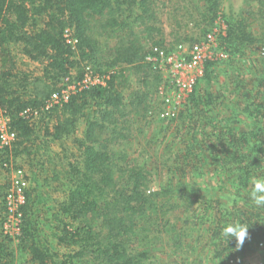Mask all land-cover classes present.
<instances>
[{"label": "trees", "instance_id": "obj_1", "mask_svg": "<svg viewBox=\"0 0 264 264\" xmlns=\"http://www.w3.org/2000/svg\"><path fill=\"white\" fill-rule=\"evenodd\" d=\"M197 1L204 4L209 23L219 19L222 0ZM257 3L264 22V0ZM153 4L154 0H0V111L8 116L9 129L16 135L10 147H0V167L9 172L19 158L32 163L41 146L67 139L80 154L67 165L66 196L50 215L48 210L40 214L39 205H45L40 194L25 191L18 209L17 250L24 255L19 264H147L150 249L156 246L155 234L170 225L174 210L189 212L196 200L201 202L202 190L195 189L187 175L207 174L204 167L209 173V161L227 167L221 170L223 176L211 175L215 180L208 192L233 197L225 211L210 193L201 204L202 218L206 210L215 214L211 222L207 220L210 244L228 257L237 250L221 232L232 219L248 226L241 248L248 249L250 243L256 247L264 237V208L253 206L248 197L253 180L264 177V76L253 87L244 84L242 76L236 77L237 100L222 112L221 94L205 90L200 83L203 78L210 81L209 69L214 65L208 61L201 81L174 118L181 119L185 140L173 153V165L165 166L162 188L148 189L153 176L146 179L135 166H124L122 155L114 151L117 127L157 92L158 79L152 92L125 96L129 66L138 72L151 69L153 64L146 58L155 56L154 49L169 52L161 40H151L159 33L149 24ZM223 21L226 30L221 39L231 49V57L245 48L262 54L263 48L256 46L263 47L264 38L250 33L248 18L223 16ZM66 31L72 45L66 41ZM109 36L115 38L113 45L99 41ZM17 48L19 52H14ZM19 54L36 63L39 73L24 71ZM87 67L108 77L105 86L77 90L66 102L51 105L53 95L83 80ZM43 227H51L62 252L44 240ZM14 260L8 237L0 232V264Z\"/></svg>", "mask_w": 264, "mask_h": 264}, {"label": "rangeland", "instance_id": "obj_2", "mask_svg": "<svg viewBox=\"0 0 264 264\" xmlns=\"http://www.w3.org/2000/svg\"><path fill=\"white\" fill-rule=\"evenodd\" d=\"M203 5L197 0H154V16L149 24L158 29L159 33L155 32L151 40H161L165 49H169L178 59L185 60V54L175 52L178 45L203 44L202 54L207 58L203 63V71L208 61L214 66L209 69H212L210 81H204L205 78H203L200 83L205 90L214 94H221L223 105L219 104L218 108L224 112L231 103H235L237 100L238 92L233 88L237 87L236 77L240 79L242 76L244 84L252 87L257 84L256 80H262L264 76V39L263 47L261 45L256 46L263 48L262 54L259 55L252 48H245V50L238 49L235 53L236 56L231 57V49L221 39V36H224L223 31L226 30L223 16L231 20L238 16L248 18L250 33L256 38H264V22L259 19L257 0H222L219 11L220 17L213 23H209L205 18ZM69 36L70 32H66L65 37L68 40ZM99 41L110 46L113 45L115 38L109 36L107 39L100 38ZM144 43L146 47H150L147 41ZM14 52H19V48L14 49ZM18 64L24 71H30L33 74L39 73V66L30 62L22 54L18 55ZM156 65L158 66V64ZM88 68L92 75L104 78L103 75L94 73L91 67ZM157 69H154L152 65L151 69L143 68L142 71L138 72L135 66H129L127 71L128 84L126 90L124 89L125 96L139 91L152 92L153 84L158 79L157 92L153 95L152 101L146 105L147 107L142 105L135 108L132 114L129 112L125 120L126 123L119 125L116 129L119 138L113 146L114 151L122 155L121 163L124 166L130 164L135 166L136 170L143 174L146 179L150 174L153 176L147 185L151 191L160 189L164 185L167 177L165 166L173 165L175 162L173 153L182 148L181 140L184 139L181 136L184 133L180 124L181 119L174 120V118L162 117L164 94L174 98L177 95L172 86L171 75L173 74L160 72L159 69L158 72ZM173 71L176 72L179 79L188 80L190 74L196 70L181 71L175 67ZM93 81L97 82V79L93 78ZM162 87L165 88V93L160 90ZM186 102L179 107L178 114L184 109ZM133 116L136 118L132 119ZM7 118L8 116L0 112L1 122L6 123ZM36 118L38 119V117ZM7 123L9 124V121ZM82 130L83 125L81 124L76 136L80 137ZM79 155L78 150L72 145L71 139H67L63 142L48 143L41 146L39 154L36 155V159L32 163H29L27 159L19 158L16 162L11 163L9 172H5L0 167V224L4 220L3 224L0 225V232L9 239V248L15 256L13 264H19L24 258V255L17 250L18 241L16 237L19 235L18 209L24 200L25 191L29 189L40 194L43 197V202H45L44 206L39 205L40 214L44 215L43 211L48 210L51 211L48 214L50 215L56 209L57 203L66 196L64 183L67 165L74 162ZM208 164H210L209 173L207 172L208 168L204 167L202 170L206 171L207 174L200 171H190L187 175V180H192L195 183V189L202 190L201 193L199 192V194H203L201 202L196 200L189 212L181 213L179 210H174L173 215L170 216L172 218L170 225L168 224L169 226L167 225L165 228L162 226L159 234H155L158 236L156 246L150 249L147 264H264V254L255 245L254 247L250 245L252 243L249 244L248 249L239 248V250L233 251L229 257L219 252L221 250H215L210 244L207 220L209 219L211 222V218L215 214L206 210L202 218L204 206L201 204H204L203 200L210 193L214 195L213 200L220 202V209L225 211L228 208L227 205L231 206L233 197L223 193L208 192L215 180L211 175L221 174L222 168L227 167L221 164H211V161ZM18 171L21 172V175L15 174ZM19 179L24 181L25 189L22 190V193L15 195L13 183ZM223 179L225 180V177ZM13 192L14 198L9 203L8 195H13ZM260 215L262 216V213ZM234 221L236 220L232 219L229 223ZM43 228L44 240L49 242L50 247L62 252V249L56 247L54 232L51 227ZM259 240L264 243V237ZM243 250L245 251L242 252ZM87 263L93 264L90 261Z\"/></svg>", "mask_w": 264, "mask_h": 264}, {"label": "built area", "instance_id": "obj_3", "mask_svg": "<svg viewBox=\"0 0 264 264\" xmlns=\"http://www.w3.org/2000/svg\"><path fill=\"white\" fill-rule=\"evenodd\" d=\"M67 32V31H66ZM65 36V35H64ZM209 38L211 37L208 36ZM66 38V37H65ZM67 43L72 45L74 41L68 40L66 38ZM203 44H195V45H178L175 49L176 53H181L186 55L185 59H178L172 52L157 50L154 49L155 56L147 57L146 60L148 62H152L154 69H159L160 72H169L172 77L173 88L175 90L176 98L164 94L163 96V103L164 109L162 113V117L166 119L175 118L180 110L179 107L188 100V96L193 91L194 86L196 85L197 81L200 80L203 76V63L206 61V56L202 54L201 48H203ZM158 64V66L156 65ZM177 68L181 71H186L189 69L196 70L190 74V78L188 80L182 79L177 76L176 72L173 71V68ZM157 69V70H158ZM158 70V72H159ZM164 70V71H162ZM188 75V74H187ZM93 78L97 79V82L93 81ZM108 77L98 78L96 75H92L91 70L87 67L85 69V76L82 81L68 85L64 88L59 94H55L52 96L50 104H57L61 102H66L69 94L75 93L77 90H81L87 88L89 86H105V80ZM94 82V83H92ZM162 93H165V88L162 87L160 89ZM1 112V111H0ZM3 113V112H2ZM4 114V113H3ZM5 115V114H4ZM8 122V118L6 119ZM0 121V147H10L11 144L15 141L16 135L9 129V124ZM16 175H21V172L18 171L15 173ZM13 189L15 191V195L22 193L25 189V183L21 179L15 180L13 183ZM23 190V191H22ZM13 195H8L9 203L11 199L14 198ZM23 202V201H22ZM21 204V203H20ZM256 247L264 254V243L259 241L256 244Z\"/></svg>", "mask_w": 264, "mask_h": 264}, {"label": "clouds", "instance_id": "obj_4", "mask_svg": "<svg viewBox=\"0 0 264 264\" xmlns=\"http://www.w3.org/2000/svg\"><path fill=\"white\" fill-rule=\"evenodd\" d=\"M248 197L253 206L264 208V177H257L253 180ZM221 232L226 241L235 242L237 250L244 245L248 238V226L238 220L227 223Z\"/></svg>", "mask_w": 264, "mask_h": 264}]
</instances>
